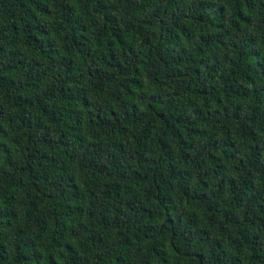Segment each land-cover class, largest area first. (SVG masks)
<instances>
[{"label": "trees", "instance_id": "16d2710c", "mask_svg": "<svg viewBox=\"0 0 264 264\" xmlns=\"http://www.w3.org/2000/svg\"><path fill=\"white\" fill-rule=\"evenodd\" d=\"M0 264H264V0H0Z\"/></svg>", "mask_w": 264, "mask_h": 264}]
</instances>
